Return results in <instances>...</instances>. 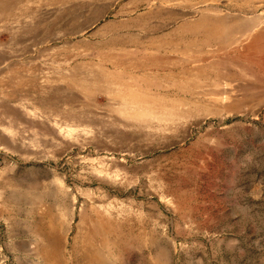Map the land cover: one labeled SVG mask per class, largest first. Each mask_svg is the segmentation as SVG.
Segmentation results:
<instances>
[{
    "label": "rangeland",
    "instance_id": "rangeland-1",
    "mask_svg": "<svg viewBox=\"0 0 264 264\" xmlns=\"http://www.w3.org/2000/svg\"><path fill=\"white\" fill-rule=\"evenodd\" d=\"M2 1L0 264H264V0ZM71 74L180 119L129 120L98 85L33 108Z\"/></svg>",
    "mask_w": 264,
    "mask_h": 264
},
{
    "label": "bare ground",
    "instance_id": "bare-ground-1",
    "mask_svg": "<svg viewBox=\"0 0 264 264\" xmlns=\"http://www.w3.org/2000/svg\"><path fill=\"white\" fill-rule=\"evenodd\" d=\"M3 5H4L3 1L0 0V6H3ZM7 58L8 56L4 57V59H0V63L3 64L2 66H4L5 68L7 67V63H6ZM66 83L67 84L65 87L51 86L47 89L42 88L40 92L38 91L39 96L37 98V101L34 100L31 104L33 108L36 109L38 106L40 108L41 105H45V106L49 105V107H51L53 105H56L60 99H64L63 96H66L67 99L68 98L70 99L71 95H69V90L71 89V87H77L83 92L90 93V87L92 85H98L96 89L99 91L106 92L107 95H109L110 99L111 97L114 99H119L118 101L110 100L111 101L110 103L114 104L115 107L117 108V111L120 114L124 115L129 120L139 121V122L145 121V120L146 121L150 120L152 122L155 121L158 123L156 125L159 126V130H160L161 128H165L168 125L174 124L175 122H177V120L180 119L181 108H178L175 110L173 108L175 104L170 102V100L166 98L164 99L157 98V100L154 101L153 103L148 102L149 101L148 98L150 97V94L147 91L143 90L141 86L139 87L135 86L134 82H131L128 79L124 80V79H120L116 77L110 78L109 76L108 77H93V78L85 77L82 79V77H78L76 74L75 75L71 74L69 77H67ZM72 97L73 96H71V98ZM69 119H71V117ZM33 125L39 126L40 124L38 123V120H37V123H34ZM88 233H89V230H88ZM46 238H49V237H46ZM93 238H94V235H93ZM49 241H51V239ZM111 242H114V241L112 240Z\"/></svg>",
    "mask_w": 264,
    "mask_h": 264
},
{
    "label": "crops",
    "instance_id": "crops-1",
    "mask_svg": "<svg viewBox=\"0 0 264 264\" xmlns=\"http://www.w3.org/2000/svg\"><path fill=\"white\" fill-rule=\"evenodd\" d=\"M51 222H52V219H51ZM54 224H55V222L54 223L52 222V224L50 225L51 228L49 229V231H47V233H43L44 231L43 232L41 231V233L45 234V237H49V238H46L47 244L44 246L43 250H49L52 247H53V249H56V248H59V247H60L59 249H62V247L60 245V239H61V231L59 229L60 226H59V224L58 225L57 224L54 225ZM52 235H53L54 238L52 237ZM50 239H51V241H49ZM44 256H48V255H44ZM55 256H57V254Z\"/></svg>",
    "mask_w": 264,
    "mask_h": 264
}]
</instances>
